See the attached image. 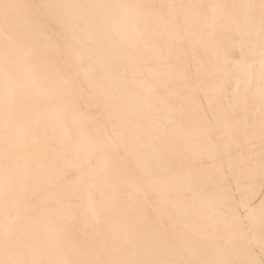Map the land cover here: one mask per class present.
Here are the masks:
<instances>
[{
  "label": "bare ground",
  "instance_id": "bare-ground-1",
  "mask_svg": "<svg viewBox=\"0 0 264 264\" xmlns=\"http://www.w3.org/2000/svg\"><path fill=\"white\" fill-rule=\"evenodd\" d=\"M0 264H264V0H0Z\"/></svg>",
  "mask_w": 264,
  "mask_h": 264
}]
</instances>
